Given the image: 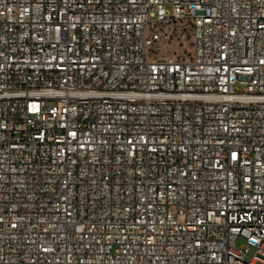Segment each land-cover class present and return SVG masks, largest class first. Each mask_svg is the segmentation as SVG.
<instances>
[{"label":"built area","instance_id":"built-area-1","mask_svg":"<svg viewBox=\"0 0 264 264\" xmlns=\"http://www.w3.org/2000/svg\"><path fill=\"white\" fill-rule=\"evenodd\" d=\"M0 264H264V0H0Z\"/></svg>","mask_w":264,"mask_h":264},{"label":"rangeland","instance_id":"rangeland-1","mask_svg":"<svg viewBox=\"0 0 264 264\" xmlns=\"http://www.w3.org/2000/svg\"><path fill=\"white\" fill-rule=\"evenodd\" d=\"M187 50L188 51H191V47H190V43H189V41L187 42ZM241 244V243H240Z\"/></svg>","mask_w":264,"mask_h":264}]
</instances>
